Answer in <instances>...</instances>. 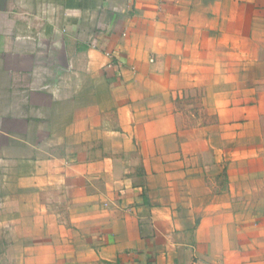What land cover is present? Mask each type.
Returning <instances> with one entry per match:
<instances>
[{
    "label": "crops",
    "instance_id": "0c3cea01",
    "mask_svg": "<svg viewBox=\"0 0 264 264\" xmlns=\"http://www.w3.org/2000/svg\"><path fill=\"white\" fill-rule=\"evenodd\" d=\"M208 3L0 0L5 264H264V47L189 64Z\"/></svg>",
    "mask_w": 264,
    "mask_h": 264
},
{
    "label": "rangeland",
    "instance_id": "374dc122",
    "mask_svg": "<svg viewBox=\"0 0 264 264\" xmlns=\"http://www.w3.org/2000/svg\"><path fill=\"white\" fill-rule=\"evenodd\" d=\"M208 3L210 18L203 19V25L201 32L194 30H188L185 33L186 44L188 47V55L191 57L189 64L196 65L200 70H209L216 66L217 62L223 61L226 63L227 57L232 52H240L244 47L247 51L253 52L258 50L260 46L264 47V43L258 44L249 42L248 38L258 37L264 40V0H209ZM206 23V24H205ZM194 38L197 40L200 38L201 43H195ZM242 47V48H241ZM231 51V52H230ZM264 51V48H263ZM194 58L200 61L199 64H194ZM198 63V62H197ZM194 67V68H195ZM206 83L212 81L213 76L211 74H203L198 76ZM189 77H184L186 89L189 93H185L182 103L188 106L184 109L187 114H195V111H199L200 97L191 91V84H189ZM183 105V104H181ZM184 106V105H183ZM205 112V111H204ZM209 117H215L214 111L208 110ZM2 141L0 140V143ZM1 174V173H0ZM3 178L0 177V181ZM2 190V189H0ZM2 200V198L0 197ZM0 200V264H5V261H10V257L14 253H11L4 249L7 247L6 235L4 227L11 225V227H21L24 220L19 221L18 215L21 213V208H25V205L13 206L9 204H3ZM11 209V210H10ZM29 224V221H26ZM8 239V237H7ZM12 240V244H19L21 239L24 240V236L20 233H16L9 237ZM11 247L12 248H17ZM12 251H15L12 249ZM18 253V251H15Z\"/></svg>",
    "mask_w": 264,
    "mask_h": 264
}]
</instances>
